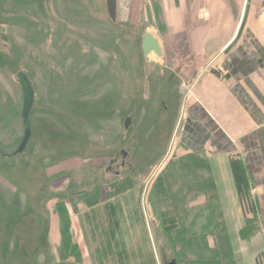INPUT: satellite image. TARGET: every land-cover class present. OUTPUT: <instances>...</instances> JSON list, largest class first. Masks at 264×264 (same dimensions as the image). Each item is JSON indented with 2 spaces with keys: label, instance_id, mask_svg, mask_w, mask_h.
Masks as SVG:
<instances>
[{
  "label": "rangeland",
  "instance_id": "374dc122",
  "mask_svg": "<svg viewBox=\"0 0 264 264\" xmlns=\"http://www.w3.org/2000/svg\"><path fill=\"white\" fill-rule=\"evenodd\" d=\"M147 29L120 55L105 0H0V264H82V249L93 264H235L227 225L261 232L250 204L217 201L204 157L186 177L176 116L148 87L159 65L139 54ZM19 72L35 91L27 121Z\"/></svg>",
  "mask_w": 264,
  "mask_h": 264
},
{
  "label": "crops",
  "instance_id": "0c3cea01",
  "mask_svg": "<svg viewBox=\"0 0 264 264\" xmlns=\"http://www.w3.org/2000/svg\"><path fill=\"white\" fill-rule=\"evenodd\" d=\"M127 1L119 18L133 14L139 23L150 0ZM152 1L154 21L146 26L162 51L154 59L178 83L177 98L166 99L176 116L174 137L184 155L208 160L217 201L240 210L229 159L241 162L261 232L242 238L241 227L227 230L235 264L256 261L264 253V0ZM86 250L82 264H93Z\"/></svg>",
  "mask_w": 264,
  "mask_h": 264
},
{
  "label": "flooded vegetation",
  "instance_id": "af4514ba",
  "mask_svg": "<svg viewBox=\"0 0 264 264\" xmlns=\"http://www.w3.org/2000/svg\"><path fill=\"white\" fill-rule=\"evenodd\" d=\"M92 1L94 3L95 0H92ZM129 4H131V2H129L127 0L126 1L125 0H115V17H114V20H112L111 17L109 16V13L107 10V0H105V7H106L108 21H109L111 27L117 28V30H118L117 34H119V36L116 38H117V40H119V41H117V45H119V48H120V55L121 54L125 55L124 50H123L124 45L122 46L121 40H124L125 38H127V34L129 33V29L132 27L134 29L137 28V30H139L140 26L149 24L147 19H146L145 7H141V9H140L141 21L139 23L134 22V19H132L133 14L131 15V17L129 16L128 18H125V16H123V15H122V17L119 18V16H118L119 11L122 10L123 12H126L124 10L130 6ZM145 4H149L150 10H151V15H152V20H153V12L152 11L154 10V8L157 7V4L155 2H153L152 0L146 2ZM92 6L95 7L96 5L92 4ZM120 27H122L121 31H120ZM124 28L126 29V31L123 30ZM144 32H146V31L144 30L141 34L139 33L140 38L142 37ZM108 33H112L110 35H112L111 37H112V40L114 41L115 37H114L113 31L110 30ZM139 45H141V40L139 42ZM139 54L141 56L143 55V53L141 52L140 49H139ZM121 58L124 59V57H121ZM146 62H149V59ZM157 68L158 69H156V71H155L156 73L154 74L153 79H151V78L149 79V81L151 80L152 84L149 85L148 87L149 88L153 87L154 95L155 96L158 95V98H159L158 100H160V102H159L160 103V112L165 111L169 114L170 109L167 107L166 99H167L168 95L170 94L169 93L170 89L172 88V84L176 80V77L171 74V72L169 71V68L167 66L157 67ZM167 77H168V79H166ZM146 85H147V83L145 84V87L147 88ZM182 88L185 90L184 87H182ZM183 91L181 93H183ZM168 121L170 122V120H168ZM172 125L174 126V124H172Z\"/></svg>",
  "mask_w": 264,
  "mask_h": 264
},
{
  "label": "water",
  "instance_id": "95a60500",
  "mask_svg": "<svg viewBox=\"0 0 264 264\" xmlns=\"http://www.w3.org/2000/svg\"><path fill=\"white\" fill-rule=\"evenodd\" d=\"M144 7H145L146 19L149 24H152L153 20H152V15H151L149 4H145ZM107 10H108V13L111 19L114 20L115 0H107ZM141 51L146 61L149 59L148 57L151 53H154L157 56H161L162 54L158 39L152 33L148 31L144 32L142 35ZM17 82L20 84L22 92H23L21 116L24 121H27V119L29 118V114L32 109L33 103H34L35 91H34V88L29 78L25 75V73L19 72L17 74ZM130 123H131L130 117H126L123 123L125 129L129 127ZM30 134H31L30 128L27 126L24 130V134H23V137L21 139L19 146L16 148V150L12 154H9L7 156L21 153L24 150L30 138ZM123 154L124 153H121V155ZM112 171H116V170H112ZM170 264H175V263L172 262Z\"/></svg>",
  "mask_w": 264,
  "mask_h": 264
},
{
  "label": "trees",
  "instance_id": "16d2710c",
  "mask_svg": "<svg viewBox=\"0 0 264 264\" xmlns=\"http://www.w3.org/2000/svg\"><path fill=\"white\" fill-rule=\"evenodd\" d=\"M195 157V155H187L185 158L187 159V163L184 164L185 166V170H184V166L182 168H180L181 170H179V173H181L182 170L185 171L186 173V177L187 176H194V169H190L188 167H190L189 165L191 164H195V160H197ZM204 162V163H203ZM205 164V169H207L206 167V160H202L201 162V165ZM204 167V165H203ZM229 167H230V170H231V175H232V180H233V183H234V187H235V190H236V193L238 195V198H239V201L241 202V204L243 205H247L249 206L248 204L251 205L252 207V201L250 199V196H249V191H248V178L246 176V173L244 171V168L241 164V162L239 161V159L235 156H231L230 159H229ZM199 174H197V176L201 175L203 176V172L200 171V172H197ZM204 177V176H203ZM210 176H208V173H206V178L204 180V185L202 184V187L208 192L206 193L207 195L209 194V189L212 187L211 185V180L209 178ZM189 181H187L188 183H192L193 181V178H189L188 179ZM213 195V194H212ZM253 209V207H252ZM98 227H97V231H98ZM73 247H75V245L73 246V244L71 242H69V248L72 249ZM175 262V261H173ZM194 262H197V260H194Z\"/></svg>",
  "mask_w": 264,
  "mask_h": 264
}]
</instances>
